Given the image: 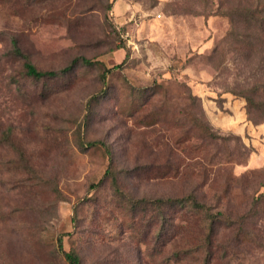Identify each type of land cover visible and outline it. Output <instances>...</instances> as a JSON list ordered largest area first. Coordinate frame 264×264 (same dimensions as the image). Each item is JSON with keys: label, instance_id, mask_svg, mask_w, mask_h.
<instances>
[{"label": "rangeland", "instance_id": "374dc122", "mask_svg": "<svg viewBox=\"0 0 264 264\" xmlns=\"http://www.w3.org/2000/svg\"><path fill=\"white\" fill-rule=\"evenodd\" d=\"M198 2L0 0V264H264V52Z\"/></svg>", "mask_w": 264, "mask_h": 264}, {"label": "trees", "instance_id": "16d2710c", "mask_svg": "<svg viewBox=\"0 0 264 264\" xmlns=\"http://www.w3.org/2000/svg\"><path fill=\"white\" fill-rule=\"evenodd\" d=\"M177 1V0H175ZM198 2V0H195ZM213 0H199L197 6H200L201 3L204 4L205 7H208L212 4ZM219 3L218 11L222 10V8H229L231 12H233L231 15L230 13H225L220 16H227L230 20L232 29L231 32H229L227 39L224 42V45L229 44L230 39L236 38L238 36H241V33H238L236 31V28L243 27L244 35L243 42L244 47L246 46L250 51L249 54H256L257 52L263 53L264 52V0H237V3L234 5V2L232 0H217ZM191 11L195 10L190 9ZM196 14H200L199 12H195ZM247 43V45H246ZM14 46V53L17 56H20L21 58L26 57L23 55L21 50L18 48L17 43L13 42ZM224 47V46H223ZM220 53H222V50H220ZM264 58V57H263ZM83 65L87 67H92L96 65L95 62H92L91 60L79 57L75 58L70 65H68L66 68L60 70V71H42L39 70L34 64H32L30 61L26 60L24 64L25 69V75L34 81H48L54 78H57L59 76H65L69 73H71L76 66ZM110 70H104L102 73V78L105 81V79L108 76V73ZM191 100L193 101L194 107L196 103V98L192 97ZM200 109V117H197L196 120L201 123V125H197L202 133L205 135L206 138L214 139L216 137L215 132L211 128L210 123L206 120L204 111L199 107ZM90 146H96L97 144L95 142L89 143ZM105 146L104 144H102ZM109 152V151H107ZM111 177L113 184L116 186V191L120 195V198H122V203L126 204L128 211L132 213H138L141 211H148L149 208L154 209L158 211V216L155 217V219L158 221L161 216H163L164 212L167 208H170L172 206H175L176 204H185L186 206H191L192 209L195 211L196 214H204L207 219L211 218V215L209 214L207 207L200 203L194 195H189L188 197L181 199H156L152 201H148L147 199L143 200H129L127 197H125L124 193H122L117 184V179L115 178V175L112 173L111 169H108L105 178ZM264 198V195H261L260 199L262 200ZM260 199L258 201H260ZM58 245H59V252L60 254L65 258L66 262L68 264H81V258L77 252L74 250L66 251L63 249V238L59 237L58 239Z\"/></svg>", "mask_w": 264, "mask_h": 264}]
</instances>
